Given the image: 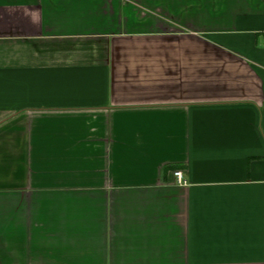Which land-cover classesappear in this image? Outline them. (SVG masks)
Segmentation results:
<instances>
[{"label": "crops", "instance_id": "0c3cea01", "mask_svg": "<svg viewBox=\"0 0 264 264\" xmlns=\"http://www.w3.org/2000/svg\"><path fill=\"white\" fill-rule=\"evenodd\" d=\"M0 264H264V0H0Z\"/></svg>", "mask_w": 264, "mask_h": 264}, {"label": "built area", "instance_id": "2783aa9c", "mask_svg": "<svg viewBox=\"0 0 264 264\" xmlns=\"http://www.w3.org/2000/svg\"><path fill=\"white\" fill-rule=\"evenodd\" d=\"M174 175H175V178L177 179V181H178L180 184H182V182H183V173H182L181 171H176V172L174 173Z\"/></svg>", "mask_w": 264, "mask_h": 264}]
</instances>
